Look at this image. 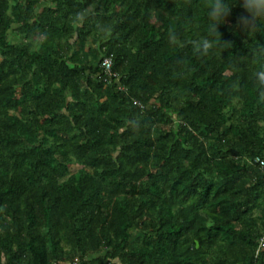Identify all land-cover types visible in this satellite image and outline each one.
I'll use <instances>...</instances> for the list:
<instances>
[{
	"label": "trees",
	"instance_id": "1",
	"mask_svg": "<svg viewBox=\"0 0 264 264\" xmlns=\"http://www.w3.org/2000/svg\"><path fill=\"white\" fill-rule=\"evenodd\" d=\"M241 11L213 34L204 0H0V264H264Z\"/></svg>",
	"mask_w": 264,
	"mask_h": 264
},
{
	"label": "clouds",
	"instance_id": "2",
	"mask_svg": "<svg viewBox=\"0 0 264 264\" xmlns=\"http://www.w3.org/2000/svg\"><path fill=\"white\" fill-rule=\"evenodd\" d=\"M204 6L207 9L209 20V29L211 33L219 32V25L226 24L228 18L232 15L233 9L239 7L242 11L236 17L235 27L245 32H255L257 24H264V0H239L238 4L231 6L225 0H204ZM169 41L172 44L178 43V37L175 32H169ZM192 49L194 53L201 57H206L215 47V42L207 37H201L192 40ZM264 52V48L255 50V54ZM259 90L260 99L264 100V70L252 73Z\"/></svg>",
	"mask_w": 264,
	"mask_h": 264
},
{
	"label": "built area",
	"instance_id": "3",
	"mask_svg": "<svg viewBox=\"0 0 264 264\" xmlns=\"http://www.w3.org/2000/svg\"><path fill=\"white\" fill-rule=\"evenodd\" d=\"M104 66H106L108 71H110L111 61L110 60H105L104 61ZM257 161L260 163L261 167L264 169V161L260 160L259 158L257 159Z\"/></svg>",
	"mask_w": 264,
	"mask_h": 264
},
{
	"label": "rangeland",
	"instance_id": "4",
	"mask_svg": "<svg viewBox=\"0 0 264 264\" xmlns=\"http://www.w3.org/2000/svg\"><path fill=\"white\" fill-rule=\"evenodd\" d=\"M98 38L101 39V38H102L101 35H98ZM87 49H89V47H87ZM0 58H1V57H0Z\"/></svg>",
	"mask_w": 264,
	"mask_h": 264
}]
</instances>
